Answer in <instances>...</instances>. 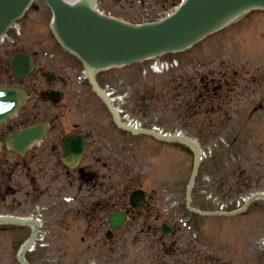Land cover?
<instances>
[{"label":"rangeland","instance_id":"rangeland-1","mask_svg":"<svg viewBox=\"0 0 264 264\" xmlns=\"http://www.w3.org/2000/svg\"><path fill=\"white\" fill-rule=\"evenodd\" d=\"M181 1L95 4L105 15L145 23L166 16ZM34 4L39 10L30 8L16 22L25 25L21 37L11 45L0 44V84L62 93L58 105L45 109L47 117L36 119L51 126L44 141L23 158L6 153L3 161L6 175L11 170L12 190L2 189L0 214L29 216L37 206L46 208L42 219L48 246L31 254L32 264H254V252H263L259 241L264 237V204L221 220L190 217L184 208L193 167L191 148L118 129L84 79L78 60L65 57L57 70L50 64L49 53L61 52L51 31V12L41 1ZM16 49L38 55L39 66L23 81L14 79L8 67ZM179 60L177 70L156 77L142 76V63L109 69L99 77L117 92L128 93L125 108L140 121L168 133L188 134L203 149L216 145V157L200 166L191 204L215 209L224 205L228 211L241 197L264 192V103L263 110L253 111L264 100V80L258 78L264 72V13L250 12L234 28L182 52ZM53 70L60 77L49 85L43 74ZM222 75L228 80L221 82ZM201 78H213L212 88L222 84L209 101L198 99L199 91L190 89L199 86ZM66 133L87 137L80 167L94 172V179L85 181L60 162V140ZM139 188L147 191L149 201L121 230H111L108 239V216L129 211L128 197ZM165 223L173 227L168 236L160 233ZM28 233L26 228L0 226V264H17V251Z\"/></svg>","mask_w":264,"mask_h":264},{"label":"water","instance_id":"water-1","mask_svg":"<svg viewBox=\"0 0 264 264\" xmlns=\"http://www.w3.org/2000/svg\"><path fill=\"white\" fill-rule=\"evenodd\" d=\"M46 1L54 11L55 31L59 39L68 50L82 59L96 88L92 77L95 67L133 63L164 51L185 48L214 29L228 15L252 7H264V0H186L165 20L138 26L102 16L94 9L92 1L76 9L64 6L59 0ZM28 2L0 0V36L10 22L22 13ZM32 66L27 54L16 53L11 59L13 73L18 78L26 76ZM17 98L18 92L0 89V118L15 110ZM15 136L18 150L31 139L28 131ZM84 148L82 137L67 136L63 141L62 159L67 162L74 156L73 162L76 163ZM19 260L27 264L22 253Z\"/></svg>","mask_w":264,"mask_h":264},{"label":"flooded vegetation","instance_id":"flooded-vegetation-1","mask_svg":"<svg viewBox=\"0 0 264 264\" xmlns=\"http://www.w3.org/2000/svg\"><path fill=\"white\" fill-rule=\"evenodd\" d=\"M29 98H28V100H27V103L29 102V101H33V102H35V103H38L36 100H34V99H32L33 97H34V95L33 94H31V92H29ZM41 96L43 97V101H46L45 100V98H46V96H45V94L44 93H41ZM47 99V98H46ZM25 105H26V103H25ZM8 132H7V130H6V127L4 126V125H0V164H1V152H2V149H4V148H7V143H6V134H7ZM3 173L0 171V176L2 175ZM6 181V180H5ZM2 183H3V178L2 177H0V187H1V185H2Z\"/></svg>","mask_w":264,"mask_h":264},{"label":"bare ground","instance_id":"bare-ground-1","mask_svg":"<svg viewBox=\"0 0 264 264\" xmlns=\"http://www.w3.org/2000/svg\"><path fill=\"white\" fill-rule=\"evenodd\" d=\"M64 3L70 6H76L80 4H84L88 0H62Z\"/></svg>","mask_w":264,"mask_h":264}]
</instances>
